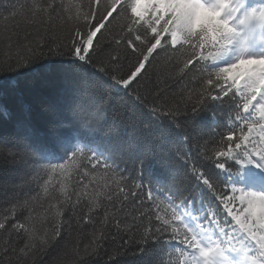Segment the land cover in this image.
<instances>
[{"label": "snow or ice", "instance_id": "6c2138e0", "mask_svg": "<svg viewBox=\"0 0 264 264\" xmlns=\"http://www.w3.org/2000/svg\"><path fill=\"white\" fill-rule=\"evenodd\" d=\"M0 264H264V0H0Z\"/></svg>", "mask_w": 264, "mask_h": 264}]
</instances>
